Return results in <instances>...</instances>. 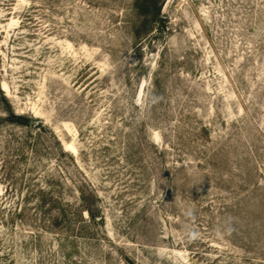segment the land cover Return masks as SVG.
I'll return each instance as SVG.
<instances>
[{
  "label": "rangeland",
  "instance_id": "obj_1",
  "mask_svg": "<svg viewBox=\"0 0 264 264\" xmlns=\"http://www.w3.org/2000/svg\"><path fill=\"white\" fill-rule=\"evenodd\" d=\"M53 183L0 264H264V0H0V198Z\"/></svg>",
  "mask_w": 264,
  "mask_h": 264
},
{
  "label": "trees",
  "instance_id": "obj_2",
  "mask_svg": "<svg viewBox=\"0 0 264 264\" xmlns=\"http://www.w3.org/2000/svg\"><path fill=\"white\" fill-rule=\"evenodd\" d=\"M28 119L24 116L12 114L9 118L11 123L24 124ZM56 183H53L49 189L37 186L35 189L29 187L31 196L17 199L7 208V200L0 198V222L5 225L8 221L26 224L32 222V227L37 228V231L46 233H60L70 230L75 225L76 213L66 204L55 188ZM82 205L80 206L83 212H86L91 221L97 222L103 220L99 216V209H92L90 197L81 198ZM79 211V210H78ZM7 214V215H6ZM6 220V222H5Z\"/></svg>",
  "mask_w": 264,
  "mask_h": 264
},
{
  "label": "clouds",
  "instance_id": "obj_3",
  "mask_svg": "<svg viewBox=\"0 0 264 264\" xmlns=\"http://www.w3.org/2000/svg\"><path fill=\"white\" fill-rule=\"evenodd\" d=\"M188 215L191 216L192 213L189 212ZM225 231L230 234L233 231V228L229 225L226 227ZM222 234L223 233L220 231L217 232V235H222ZM187 235H188L189 241H194L199 237V234L195 231H189Z\"/></svg>",
  "mask_w": 264,
  "mask_h": 264
}]
</instances>
